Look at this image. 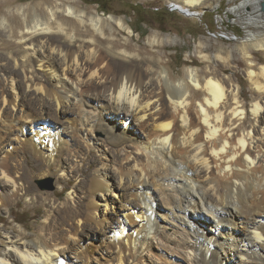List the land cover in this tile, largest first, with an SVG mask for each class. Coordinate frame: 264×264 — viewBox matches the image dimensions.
Returning <instances> with one entry per match:
<instances>
[{
    "label": "bare ground",
    "instance_id": "1",
    "mask_svg": "<svg viewBox=\"0 0 264 264\" xmlns=\"http://www.w3.org/2000/svg\"><path fill=\"white\" fill-rule=\"evenodd\" d=\"M205 1L181 0V5L188 13ZM237 1L230 13L246 36L238 44L241 57L233 55L231 61L247 65L254 94L249 122L240 85L224 73L230 56L223 47L215 53L221 69L203 76L184 72L190 88L184 79L170 83L157 70L164 66L157 53L168 46H161L156 34L150 46L135 49L127 41L99 37L106 36V27L131 30L124 21L89 16L76 1L51 9L36 4L29 28L24 7L16 9L30 37L25 48L45 77L22 71L20 80L4 78L0 89V215L25 197L49 202L43 222L31 227L34 241L25 233L30 228H8L2 220L0 264H264V67L248 64L251 50L264 55V12L262 0L232 3ZM14 18L4 16L0 28L5 31L9 24L15 35ZM2 47L15 49L9 42ZM204 55L202 62L209 63ZM20 87L38 110L51 102L58 112L73 109L65 130L85 150H97L99 166L88 164L83 171L85 158L77 155L78 160L74 152L71 164L60 163L74 149L46 126L48 119L22 111L26 95L20 96ZM28 127L31 133L24 135ZM95 132L103 137L93 144L88 138ZM53 174L61 177L60 192L68 190L60 205L39 196L35 186ZM109 195L127 199L118 221L97 214L100 202L107 215ZM85 230L103 232L109 255L84 253L76 234Z\"/></svg>",
    "mask_w": 264,
    "mask_h": 264
},
{
    "label": "rangeland",
    "instance_id": "2",
    "mask_svg": "<svg viewBox=\"0 0 264 264\" xmlns=\"http://www.w3.org/2000/svg\"><path fill=\"white\" fill-rule=\"evenodd\" d=\"M4 1L5 0H0V20L3 19L4 16H8L9 14L12 17H15V21H12V26L15 28V35H12L10 33L9 24L5 25V31L0 28V89L4 87V78L10 77L16 80H20L22 75L20 72L22 71L30 72L34 76L45 77L42 72H39L37 70L34 59L29 55L28 51L25 48L24 44L30 39V37L29 34L27 35V29L22 23V18L16 13V9L19 7H24V15L27 16V27L29 28L30 26H32V16H34V12L32 11V9H34V6L36 4H42L45 9H51L56 4L65 7H72V2L76 1L79 4L80 10L86 12L89 16L99 17L105 21H107L106 18L108 16H112L116 19L124 21L125 26L131 27V30H125L122 31V33H119L116 28L110 31L109 28L106 27V36H99L101 39H105L107 37L109 40L119 41L120 44H123L127 41L130 43V46L138 49L140 48V46H150L149 41L152 39V36L156 34V41H163L164 44H162L161 46H168L165 51H159V53H157V57L162 56L161 61L164 64V66H160L157 70L161 71L162 75H165L164 77L167 80L169 79L168 81L170 83H174L175 81V83H177L184 79V84L186 86L189 85V87L192 88V84H190L191 82H189L188 79L185 78L184 72L188 70H196L198 75L203 76L206 71H217L221 69L222 65L219 59H217V54L215 53L217 52L216 50L223 47V49L227 53H229L230 56V59L227 63V69L224 73L234 82V84H237H235L236 86L240 85L241 90H239L237 87V89L242 93L240 102L244 103L243 101H245L244 104H246L247 106L246 119L247 122L250 121L249 107L254 94L252 92V89L249 88L250 86L247 83L246 79L247 65L243 64L236 66L231 61V56L233 55L237 56L238 58L241 57L238 50V44L242 40H244L246 36V32L237 21V17L230 13L233 8L239 6L240 3L238 1L237 4L234 5L235 3H232V0H207L205 1L206 3H203L204 5L202 4L203 6L194 8L191 10V12L188 13L186 9H183L181 0H175L173 3L165 0H10L11 4L7 3L3 6L2 2ZM189 13L191 16L189 15ZM65 17L66 16H64V18ZM81 30H85V28L81 27ZM6 42L13 44V46L15 47L14 51H6V49L2 47V44ZM58 42L59 44H62V46H65L64 39L59 38ZM109 46L110 45L108 43L105 45L106 48ZM202 48L203 52L199 54ZM251 51L249 53L251 59H249L248 64L253 63L252 65L264 67V55L257 54L254 50L253 52ZM201 55L208 56L211 62H202L203 60L201 59ZM22 91L23 88L20 87L18 92L20 96L22 94L26 95L25 100L23 99V102H27L26 104L24 103V105L26 106L24 107V109H22V111L30 113L29 115L33 119H40L41 116L42 118L45 117L46 119H48V123L46 124V126L50 127L49 129L53 130L54 132H58L64 143H69L68 148L71 146L70 148L74 149L70 154L64 156L62 158L63 160L60 163L71 164L74 158V152L75 157L78 155L79 158H85L84 162L80 164V168H83V171L87 169L88 164L91 165V168L99 166L101 160L98 157L99 153L97 152V150H85L86 146L84 144L82 145L81 140L77 136H74L72 133L70 134V129H66L68 132L65 130V127H70L71 120L74 116V112H71L73 109H70L69 106H65L63 111L66 112H58L54 109V103L51 102L44 108H40L38 110V103L36 101H33L31 98H27L28 93L25 94L24 91ZM8 99L12 100L11 97H9ZM49 106H51V108ZM25 108H28V110ZM47 108L50 110H48ZM30 109L33 112H31ZM40 110H42L43 112H41ZM6 111V116L11 117V111L8 109ZM19 111H21V108H18V112ZM18 114H23V112H19ZM58 120H60L59 123L62 122L60 125L58 123ZM54 121L55 123H53ZM120 122L121 121H119V123ZM40 124L41 123H39V125ZM65 124L67 125L64 126ZM31 129L32 127L26 128V130L24 131V135L31 133ZM122 129H126V131L132 130V128L128 125H123ZM101 134L102 133L100 132H95L92 135L94 139L89 136L88 140L92 141L93 144H95V142L100 143V138L103 137V134ZM76 141H78L79 143ZM84 151L89 153H86ZM114 158L116 163L118 165H121L120 154H114ZM89 170L90 169H88L87 171L90 172ZM78 183L79 179L73 181L71 185H69V188L76 186ZM111 184H113L111 187L113 189L115 183L110 182L109 185ZM61 185H63L61 182V177L56 174L48 177H43L35 182L38 195L43 197L44 199H47V197L49 196L50 200L52 199V201H56V205L64 203V201H66L68 197V190L63 191L62 193L60 192ZM122 197L120 196L117 198H113L112 195L108 196V203L106 207L108 211H106L107 215L105 214V212H103V206L105 204L99 202V208L97 209L98 216L103 215L106 216V218L111 219V221H118L119 216L124 210V208L122 207L126 205L125 203L127 202L125 195ZM30 199L31 197H25L21 202L16 204L13 209L8 212V214L7 212H5L0 215V227H2V225L4 224L2 223V220L5 219L8 222V228L16 230H21L23 227L30 228V230H27L25 233L29 236V239L34 241L35 236L31 231V227H34L37 224L43 222L45 215L48 213L47 203L49 202V200H46L45 204L41 205L39 203H31ZM113 210L116 214L113 212ZM109 213L113 214L109 215ZM102 235L103 232L98 231L97 233V231L95 232L90 230L79 231L78 235L76 234L78 240L81 238L79 242L84 247V253L88 257L96 258V256L98 257L99 254L105 256L107 254L109 255V251H107L108 248H106L107 246L102 242ZM2 236L3 234L0 233V243L2 241ZM93 263L94 262H91V264Z\"/></svg>",
    "mask_w": 264,
    "mask_h": 264
},
{
    "label": "water",
    "instance_id": "3",
    "mask_svg": "<svg viewBox=\"0 0 264 264\" xmlns=\"http://www.w3.org/2000/svg\"><path fill=\"white\" fill-rule=\"evenodd\" d=\"M261 10L264 12V0H262V2H261ZM50 190H52V189H50Z\"/></svg>",
    "mask_w": 264,
    "mask_h": 264
},
{
    "label": "trees",
    "instance_id": "4",
    "mask_svg": "<svg viewBox=\"0 0 264 264\" xmlns=\"http://www.w3.org/2000/svg\"><path fill=\"white\" fill-rule=\"evenodd\" d=\"M99 5V4H98Z\"/></svg>",
    "mask_w": 264,
    "mask_h": 264
}]
</instances>
